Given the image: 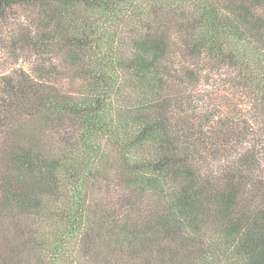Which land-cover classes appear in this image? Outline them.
I'll list each match as a JSON object with an SVG mask.
<instances>
[{
    "label": "trees",
    "instance_id": "16d2710c",
    "mask_svg": "<svg viewBox=\"0 0 264 264\" xmlns=\"http://www.w3.org/2000/svg\"><path fill=\"white\" fill-rule=\"evenodd\" d=\"M0 264H264V0H0Z\"/></svg>",
    "mask_w": 264,
    "mask_h": 264
},
{
    "label": "rangeland",
    "instance_id": "374dc122",
    "mask_svg": "<svg viewBox=\"0 0 264 264\" xmlns=\"http://www.w3.org/2000/svg\"><path fill=\"white\" fill-rule=\"evenodd\" d=\"M32 61L29 58H14L6 51L0 49V75L13 73L15 71H29Z\"/></svg>",
    "mask_w": 264,
    "mask_h": 264
}]
</instances>
